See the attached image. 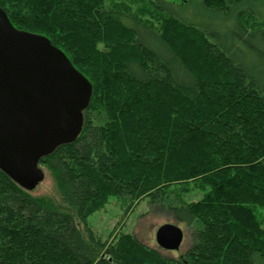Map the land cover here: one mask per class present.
<instances>
[{
	"label": "trees",
	"instance_id": "trees-1",
	"mask_svg": "<svg viewBox=\"0 0 264 264\" xmlns=\"http://www.w3.org/2000/svg\"><path fill=\"white\" fill-rule=\"evenodd\" d=\"M201 2L231 27L160 0H0L93 84L78 138L40 161L64 205L0 169V264H264V0ZM112 196L190 227L182 258L96 235Z\"/></svg>",
	"mask_w": 264,
	"mask_h": 264
},
{
	"label": "water",
	"instance_id": "water-1",
	"mask_svg": "<svg viewBox=\"0 0 264 264\" xmlns=\"http://www.w3.org/2000/svg\"><path fill=\"white\" fill-rule=\"evenodd\" d=\"M186 1V0H183ZM93 84L43 35L18 29L0 6V169L31 192L45 178L43 157L74 142ZM184 230L165 223L156 242L179 250Z\"/></svg>",
	"mask_w": 264,
	"mask_h": 264
},
{
	"label": "rangeland",
	"instance_id": "rangeland-1",
	"mask_svg": "<svg viewBox=\"0 0 264 264\" xmlns=\"http://www.w3.org/2000/svg\"><path fill=\"white\" fill-rule=\"evenodd\" d=\"M162 4L168 5L176 14L191 23H206L213 25V28L225 31L231 24L228 21L218 20L220 17H213L202 5L201 0H160ZM45 178L37 185L31 193L35 196H48L58 205L62 203L56 182L51 172L44 166ZM201 195L197 192L188 194L186 199L197 200ZM135 205V206H132ZM65 210L71 211L68 207ZM89 224L93 232L100 236L102 240L112 238L116 232L125 231L132 233L142 243L155 247L164 256L181 259L183 254L192 244V229L184 223L176 221L172 215L159 206L151 205L148 199L136 202H123L119 198L112 196L105 206L97 210L90 216ZM165 223H174L184 230V240L179 250H165L160 248L156 242V231ZM82 228V225H81ZM86 234V233H85Z\"/></svg>",
	"mask_w": 264,
	"mask_h": 264
}]
</instances>
